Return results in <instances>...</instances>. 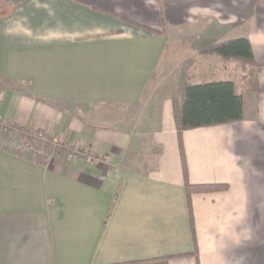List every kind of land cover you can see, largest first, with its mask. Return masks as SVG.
Listing matches in <instances>:
<instances>
[{
  "label": "crops",
  "instance_id": "1",
  "mask_svg": "<svg viewBox=\"0 0 264 264\" xmlns=\"http://www.w3.org/2000/svg\"><path fill=\"white\" fill-rule=\"evenodd\" d=\"M238 38L263 68L258 94L238 83L244 119L182 134L189 181L229 189L191 196L197 257L168 264H264V0H0V118L110 159L0 149V264L191 254L172 97L160 94L177 64L181 89L186 55L214 67L195 81L235 80L202 52ZM178 40L192 47L175 57ZM10 137L0 133V148Z\"/></svg>",
  "mask_w": 264,
  "mask_h": 264
},
{
  "label": "trees",
  "instance_id": "2",
  "mask_svg": "<svg viewBox=\"0 0 264 264\" xmlns=\"http://www.w3.org/2000/svg\"><path fill=\"white\" fill-rule=\"evenodd\" d=\"M139 28L156 34H164V30H154L145 25L131 22ZM202 54L216 56L225 61L234 62L242 72L240 81L245 85L244 91L258 94L257 71L263 68L253 56L251 45L246 38L226 40L216 43ZM172 117L177 133V141L181 158L183 184L186 194L189 223L194 251L191 254L164 256L141 260L131 264H168L173 258L197 257V239L191 206V196L194 194H209L225 192L229 189L225 183L193 184L189 181L182 145V134L188 130L227 125L244 119L243 94L238 92L237 84L232 79H214L211 81H195L186 76L178 97L171 98Z\"/></svg>",
  "mask_w": 264,
  "mask_h": 264
},
{
  "label": "built area",
  "instance_id": "3",
  "mask_svg": "<svg viewBox=\"0 0 264 264\" xmlns=\"http://www.w3.org/2000/svg\"><path fill=\"white\" fill-rule=\"evenodd\" d=\"M0 133L11 135L1 144L0 148L9 153H30L46 163L52 162L55 155L60 153L69 162H82L89 165L97 163L110 164V159L107 156L99 158L90 150L71 147L60 139L46 136L42 132L13 127L1 118Z\"/></svg>",
  "mask_w": 264,
  "mask_h": 264
},
{
  "label": "rangeland",
  "instance_id": "4",
  "mask_svg": "<svg viewBox=\"0 0 264 264\" xmlns=\"http://www.w3.org/2000/svg\"><path fill=\"white\" fill-rule=\"evenodd\" d=\"M256 17L257 16L254 15V20H253V22L251 24V28H253V29L257 25L256 24ZM177 44H178L177 45L178 46V49H177L178 51H177V54H176L175 57H178V55H179V53L181 51V49H179V48H183L184 47V48H188V49L191 50L190 47H192V45L190 46L188 44V42H186L185 45H182L180 40H178ZM184 57L187 58L186 67H187L188 72H187L186 76H190L192 78H195L194 75H193L195 73L196 74V78L198 77V78H201V79H206V77H208V74L211 71V69H212V72H213V68L214 67L210 68L211 64H208V61H207L208 59H202L201 62L203 63V65L201 67H199L200 63H198V65H196L197 64V58H198L197 55H186ZM232 63H234V62L222 60L221 65L218 63V67L215 68L216 69V74L219 75V76H226V75L237 76V78L235 79L237 86H238V83L239 84H241V83L244 84L242 81H240V77L242 75V72L240 71L239 67L236 64L235 65H236L237 69L233 70L232 69L233 68V64ZM193 66H194L195 70L192 69ZM183 68H182L181 64H177L176 65L175 85H174V87L166 88L164 93H162V94L159 93L160 95H162L161 97H172L173 98V97H178L179 96L180 86L178 85V80L177 79L181 78V76L184 74ZM234 72H237V74L235 75ZM257 72H259V71H257ZM256 75H257V73H256ZM244 88H245V85H244L243 89ZM149 126H150L149 130L153 129L154 128V122L151 121L149 123Z\"/></svg>",
  "mask_w": 264,
  "mask_h": 264
}]
</instances>
